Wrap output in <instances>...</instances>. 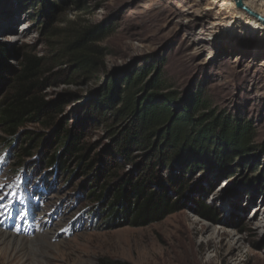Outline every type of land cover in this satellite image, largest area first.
<instances>
[{"label": "rangeland", "instance_id": "rangeland-1", "mask_svg": "<svg viewBox=\"0 0 264 264\" xmlns=\"http://www.w3.org/2000/svg\"><path fill=\"white\" fill-rule=\"evenodd\" d=\"M210 1L0 0V47L8 49L11 68H20L26 53L43 57L46 62L38 78L43 83L37 93L46 101L63 104L62 113L29 123L20 133L25 129L41 132L46 141L61 121L68 128L79 127L105 76L113 73L115 83H120L121 75L129 72L145 75V82L158 77L162 88H150L146 93L175 92L178 99L169 103L175 115L182 111V98L194 97L201 104L194 116H228L250 128V147L242 157L226 165L211 158L204 169L191 172L194 182L203 180L206 190L213 183V192L189 191L183 209L160 222L110 227L105 223V208L112 194L107 193L103 201L99 198L105 171L97 181L74 160L65 168H51L46 162L34 167L41 148L34 156H19L20 140L7 149L0 127V184L5 185L4 191H15L20 197L9 215H0V221L28 240L42 237L27 246L31 249L37 244L38 249L31 252L33 261L264 264V21L239 8L235 0V6L222 0L212 6L216 7L213 11L206 10ZM222 2L230 7L221 10ZM49 10L53 15H47ZM216 16H224L223 22L213 28ZM257 21L263 27L254 25ZM249 24L257 27L256 32ZM88 28L103 31L95 42L96 55L102 61L99 78L70 84L65 77L70 66L55 58L58 47ZM8 84L0 86V103L9 91ZM99 115L82 127L86 134L82 145L93 148L91 158L115 159L111 153L117 145L115 134L125 123H107ZM125 167L132 169L134 163ZM204 197L217 211L216 220L198 214V202ZM0 264L20 263L18 259L9 263L1 256Z\"/></svg>", "mask_w": 264, "mask_h": 264}, {"label": "trees", "instance_id": "trees-1", "mask_svg": "<svg viewBox=\"0 0 264 264\" xmlns=\"http://www.w3.org/2000/svg\"><path fill=\"white\" fill-rule=\"evenodd\" d=\"M53 13L49 10L47 15ZM102 32L98 28L85 29L58 47L55 58L65 60L70 66V72L65 74L70 84L77 85L76 80L82 78L98 81L102 61L96 55L95 42ZM8 56V49L0 47V86L9 83V91L0 103V127L6 136L2 138L3 144L7 149L15 147L19 139V156H34L41 148L34 167L46 162L51 168H65L74 160L79 167L91 171L88 175L97 181L105 171V185L100 187L104 191L99 198L103 201L107 193L112 194L105 208V223L110 227L147 226L182 210L189 191L207 195L215 190L213 183L206 190L203 180L194 182L193 169H204L211 158L217 163L232 164L250 147V128L228 116H194L193 112L201 109L194 97L182 98V111L175 115L169 104L178 99L175 92L146 93L162 85L157 76L145 82V75L140 72L121 75L120 83H115L113 73L107 74L89 108L90 113L79 127L68 128L61 121L46 141L41 132L25 129L20 133L29 123L44 122L43 119L62 113L63 104L60 100L46 101L37 93L43 83L38 79L46 62L43 57L26 53L20 68L13 70ZM96 113L104 122L125 123L115 134L117 145L111 149L115 159L100 155L91 158L93 148L82 145L86 136L82 127ZM56 143L54 149L46 150ZM128 163H134V167L125 170ZM176 169L182 174H176ZM110 177L112 181L108 180ZM198 204V214L217 219V211L205 197Z\"/></svg>", "mask_w": 264, "mask_h": 264}, {"label": "bare ground", "instance_id": "bare-ground-1", "mask_svg": "<svg viewBox=\"0 0 264 264\" xmlns=\"http://www.w3.org/2000/svg\"><path fill=\"white\" fill-rule=\"evenodd\" d=\"M182 1L188 2V0H182ZM221 1L222 0H211L210 1L211 5L206 6L205 9L213 11L216 7L214 8L212 6L213 5H215V6L220 5L219 3ZM227 1H229L230 5L235 6V4H234L235 2H233L234 0H231V1L227 0ZM241 1H242L243 5H245L248 9H251V11L259 14L261 17L264 18V0H241ZM226 4L227 3L222 2L220 9L222 10V9H226V8L230 7ZM234 11H235L236 15L240 14L238 11H236V10H234ZM197 15H201V14L197 13ZM210 15H211L210 13L205 14V16H207V17ZM222 17H224V16H222ZM222 17H219V16L214 17L213 18L214 21L211 22V24H212L211 26H213V28H217L219 25H221V23L223 22V21L220 22L221 20H223ZM228 18H230V17H228ZM254 25L263 27V24H261L259 21H257ZM254 25L249 24V28L252 32H256L257 27ZM213 30L217 33V29H213ZM218 31H220V33H221V32H223V29L220 27L218 29ZM263 43H264V40H263ZM256 220L259 221V219H256ZM259 226L260 225L257 224V227H259ZM41 239H42V237H36V239L30 238V240H28V238H26L24 236L22 237V236L16 235L14 231H10L9 229H6L2 225V222L0 221V251L3 252V255H0V257L4 256L5 259L7 260V262H9V263H11L15 259H18V263H20V264H42L44 262V259L41 260L39 258H36L35 261H33L31 259L32 250L38 249L37 247H34L37 244L34 245L31 249L27 248V246L29 245L30 242L41 241Z\"/></svg>", "mask_w": 264, "mask_h": 264}, {"label": "snow or ice", "instance_id": "snow-or-ice-1", "mask_svg": "<svg viewBox=\"0 0 264 264\" xmlns=\"http://www.w3.org/2000/svg\"><path fill=\"white\" fill-rule=\"evenodd\" d=\"M4 188L5 185L0 184V215H9L12 211V204L20 200V197L17 192L4 191ZM23 215L20 218H23Z\"/></svg>", "mask_w": 264, "mask_h": 264}, {"label": "water", "instance_id": "water-1", "mask_svg": "<svg viewBox=\"0 0 264 264\" xmlns=\"http://www.w3.org/2000/svg\"><path fill=\"white\" fill-rule=\"evenodd\" d=\"M237 2V5L239 8L241 9H245L247 12H249L251 15H254L255 17L261 19L262 21H264V18L261 17L260 15L256 14V13H252L250 10H248L245 6L242 5V1L241 0H235Z\"/></svg>", "mask_w": 264, "mask_h": 264}, {"label": "clouds", "instance_id": "clouds-1", "mask_svg": "<svg viewBox=\"0 0 264 264\" xmlns=\"http://www.w3.org/2000/svg\"><path fill=\"white\" fill-rule=\"evenodd\" d=\"M1 216H3V215H1ZM0 220H1V218H0ZM3 221V220H2Z\"/></svg>", "mask_w": 264, "mask_h": 264}]
</instances>
